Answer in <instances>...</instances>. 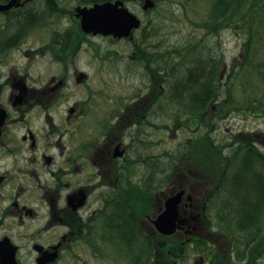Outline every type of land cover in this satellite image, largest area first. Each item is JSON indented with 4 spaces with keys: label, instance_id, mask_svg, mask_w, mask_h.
I'll list each match as a JSON object with an SVG mask.
<instances>
[{
    "label": "flooded vegetation",
    "instance_id": "1",
    "mask_svg": "<svg viewBox=\"0 0 264 264\" xmlns=\"http://www.w3.org/2000/svg\"><path fill=\"white\" fill-rule=\"evenodd\" d=\"M149 1L0 0V264H214L232 250L201 223L190 174L164 167L162 85L151 87L133 46L167 0ZM117 3L139 29L121 39L83 31L84 12ZM97 40L127 45L141 90L100 102L86 87L83 98L82 53L123 57L99 54ZM180 190L191 197L165 234L155 221Z\"/></svg>",
    "mask_w": 264,
    "mask_h": 264
},
{
    "label": "trees",
    "instance_id": "2",
    "mask_svg": "<svg viewBox=\"0 0 264 264\" xmlns=\"http://www.w3.org/2000/svg\"><path fill=\"white\" fill-rule=\"evenodd\" d=\"M208 1V18L195 28L210 36L233 31L244 38L227 71L211 43L186 42L172 50L151 45L159 36L151 24L133 46L146 63L151 87L162 85V112L171 121L164 129L193 133L165 155L169 166L190 174L187 187L196 206L206 207L201 220L206 230L231 239L234 251L212 262L258 264L264 250V132H238L218 143L214 136L231 115L264 118V0ZM198 246L205 247L203 240Z\"/></svg>",
    "mask_w": 264,
    "mask_h": 264
},
{
    "label": "rangeland",
    "instance_id": "3",
    "mask_svg": "<svg viewBox=\"0 0 264 264\" xmlns=\"http://www.w3.org/2000/svg\"><path fill=\"white\" fill-rule=\"evenodd\" d=\"M208 0H167L163 3L157 11L152 13V31L154 34H159L157 38H152L149 43L161 44L162 50L164 47L176 49L177 46H182L186 42L211 43L214 45L216 53L219 56H223L225 62L222 65V70L227 71L230 68L231 63L236 59L241 50L244 38L240 35H236L233 31L221 32L217 36H211L207 34L201 28H195L196 23L207 20L209 15ZM171 13L169 18L159 20V16ZM160 24L161 29H154V24ZM95 43L98 45L99 54L105 47L114 48L121 52L122 58L116 63L109 61H101L96 59L93 52L84 51L77 63L78 69L88 74V81L81 87L83 98L86 96V87L91 88L93 91V100L96 101H110L111 97L130 96L134 91L141 90V87L146 85L144 78L139 75L141 72L138 69H133L134 75L127 74L128 69L132 64L127 63V56L130 53L127 45L124 43H109L97 40ZM216 45V46H215ZM160 48V47H159ZM42 63L36 66V69L41 67ZM133 67V66H132ZM114 101V100H113ZM162 120V134H161V152L163 164L169 167V160L165 153H171L181 142L186 138H189L193 133L191 130H177L172 133L168 129H164V126L171 128V121L168 117L163 115ZM194 129V128H192ZM194 132L195 134L197 133ZM264 132V118L251 117L247 115H231L224 122L220 124V128L217 134L214 136V140L222 142L227 140L231 134L238 132ZM154 143V142H153ZM152 143V144H153ZM264 151V148H263ZM158 153V152H157ZM160 154V153H159ZM168 164V165H167ZM183 192L182 197L186 195L188 199L191 195L188 192ZM181 193V190L179 191ZM176 196V195H175ZM231 242V239L228 238ZM226 242H224L223 250L228 249ZM233 250V247H232ZM234 251V250H233ZM232 259H235V255H232ZM258 264H264V256L262 260L258 261Z\"/></svg>",
    "mask_w": 264,
    "mask_h": 264
},
{
    "label": "water",
    "instance_id": "4",
    "mask_svg": "<svg viewBox=\"0 0 264 264\" xmlns=\"http://www.w3.org/2000/svg\"><path fill=\"white\" fill-rule=\"evenodd\" d=\"M147 6L152 4L147 1ZM82 29L84 32H93L104 36L113 35L115 38H128L131 31L140 27V21L126 9L115 5L98 6L93 10L84 12ZM183 192L169 198L165 203V211L155 221L156 226L163 233L174 231L177 218V206L180 203Z\"/></svg>",
    "mask_w": 264,
    "mask_h": 264
}]
</instances>
